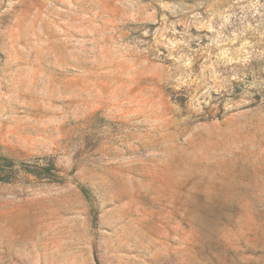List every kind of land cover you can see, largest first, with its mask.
Wrapping results in <instances>:
<instances>
[{
    "label": "rangeland",
    "instance_id": "obj_1",
    "mask_svg": "<svg viewBox=\"0 0 264 264\" xmlns=\"http://www.w3.org/2000/svg\"><path fill=\"white\" fill-rule=\"evenodd\" d=\"M7 160L0 264H264V0H0Z\"/></svg>",
    "mask_w": 264,
    "mask_h": 264
},
{
    "label": "trees",
    "instance_id": "obj_2",
    "mask_svg": "<svg viewBox=\"0 0 264 264\" xmlns=\"http://www.w3.org/2000/svg\"><path fill=\"white\" fill-rule=\"evenodd\" d=\"M11 162L10 161H5L4 164L0 165V170L3 172L8 173L9 175L13 174L12 170H11ZM30 165H25V169L27 170V172H34L32 169H30L29 167ZM11 173V174H10ZM42 172L38 171V173H34V174H41ZM43 174V173H42Z\"/></svg>",
    "mask_w": 264,
    "mask_h": 264
}]
</instances>
